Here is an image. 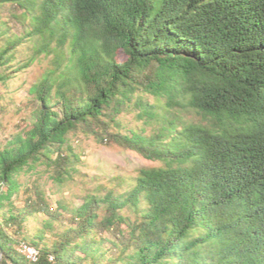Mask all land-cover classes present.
<instances>
[{
	"label": "trees",
	"instance_id": "trees-1",
	"mask_svg": "<svg viewBox=\"0 0 264 264\" xmlns=\"http://www.w3.org/2000/svg\"><path fill=\"white\" fill-rule=\"evenodd\" d=\"M0 7L9 11L0 12V84L52 57L30 88L31 127L0 150L1 264H264V0ZM25 43L33 54L13 68ZM79 127L158 164L115 177L79 207L51 208L39 186L16 207L22 173L73 175ZM38 211L48 217L33 233ZM23 244L37 247V261Z\"/></svg>",
	"mask_w": 264,
	"mask_h": 264
},
{
	"label": "rangeland",
	"instance_id": "rangeland-1",
	"mask_svg": "<svg viewBox=\"0 0 264 264\" xmlns=\"http://www.w3.org/2000/svg\"><path fill=\"white\" fill-rule=\"evenodd\" d=\"M0 12L8 15L9 11L8 8L2 10L0 7ZM32 54L30 44L25 43L18 47L16 58L10 65L16 68L27 62ZM51 60V56L41 55L40 59L18 71L5 84H0V150L13 135L22 133L31 127L37 103L30 88L42 77L43 72L50 66ZM131 118L132 115H127L130 123L139 124L132 122ZM70 140L81 156V160L74 164L76 170L73 171V175L59 183L52 178V172L46 166H39L36 171L22 173L19 176V181L22 184L21 191L14 196L16 207H24L31 195L36 200L34 190L25 191L36 186L40 187L41 192L45 195L46 203L53 209L58 208L61 203L69 206V209L79 207L89 195L100 193L102 188L104 189V185H114L115 177L124 176L132 179L139 168L158 164L135 150L109 142L102 139V136L96 137L81 127L71 132ZM60 211L68 217L72 216L71 211L65 209ZM46 217L48 216L43 211H38L31 216L27 222L30 231L34 233L44 228L43 219ZM58 219H54L53 229L48 228L45 231L46 238L50 242L57 237L56 233H61L69 225L67 217L63 218L65 222ZM20 247L22 250L24 249L23 246Z\"/></svg>",
	"mask_w": 264,
	"mask_h": 264
},
{
	"label": "built area",
	"instance_id": "built-area-1",
	"mask_svg": "<svg viewBox=\"0 0 264 264\" xmlns=\"http://www.w3.org/2000/svg\"><path fill=\"white\" fill-rule=\"evenodd\" d=\"M22 246L24 247V252L28 255L30 259H32L33 261L38 260L40 252L37 247L27 244H23ZM51 259H54V256H51Z\"/></svg>",
	"mask_w": 264,
	"mask_h": 264
},
{
	"label": "water",
	"instance_id": "water-1",
	"mask_svg": "<svg viewBox=\"0 0 264 264\" xmlns=\"http://www.w3.org/2000/svg\"><path fill=\"white\" fill-rule=\"evenodd\" d=\"M2 256H3V254H2V251H1V248H0V264H1Z\"/></svg>",
	"mask_w": 264,
	"mask_h": 264
}]
</instances>
